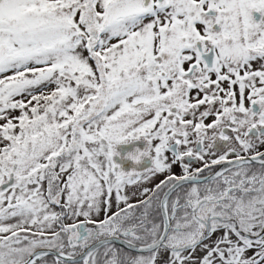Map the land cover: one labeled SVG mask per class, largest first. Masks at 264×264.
<instances>
[{"label":"snow or ice","instance_id":"6c2138e0","mask_svg":"<svg viewBox=\"0 0 264 264\" xmlns=\"http://www.w3.org/2000/svg\"><path fill=\"white\" fill-rule=\"evenodd\" d=\"M0 264H264V0H0Z\"/></svg>","mask_w":264,"mask_h":264},{"label":"flooded vegetation","instance_id":"af4514ba","mask_svg":"<svg viewBox=\"0 0 264 264\" xmlns=\"http://www.w3.org/2000/svg\"><path fill=\"white\" fill-rule=\"evenodd\" d=\"M257 15V18H258V14ZM120 147H125V146H118V151L122 150L123 152L127 150V147H125L124 149L120 148ZM122 152V153H123ZM130 163V162H129Z\"/></svg>","mask_w":264,"mask_h":264},{"label":"rangeland","instance_id":"374dc122","mask_svg":"<svg viewBox=\"0 0 264 264\" xmlns=\"http://www.w3.org/2000/svg\"><path fill=\"white\" fill-rule=\"evenodd\" d=\"M125 147H127V146H125ZM125 147H120V148L124 149ZM120 151L123 152L122 150H120Z\"/></svg>","mask_w":264,"mask_h":264}]
</instances>
